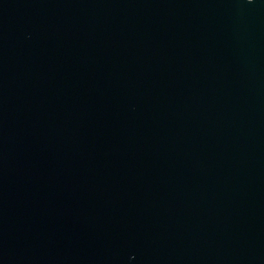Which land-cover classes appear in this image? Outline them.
I'll use <instances>...</instances> for the list:
<instances>
[{"label":"water","instance_id":"water-1","mask_svg":"<svg viewBox=\"0 0 264 264\" xmlns=\"http://www.w3.org/2000/svg\"><path fill=\"white\" fill-rule=\"evenodd\" d=\"M0 264H264V0H0Z\"/></svg>","mask_w":264,"mask_h":264}]
</instances>
